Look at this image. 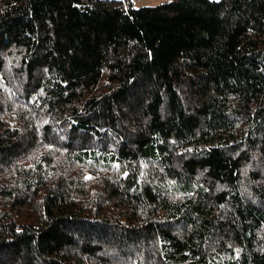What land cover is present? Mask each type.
<instances>
[{
  "label": "trees",
  "instance_id": "16d2710c",
  "mask_svg": "<svg viewBox=\"0 0 264 264\" xmlns=\"http://www.w3.org/2000/svg\"><path fill=\"white\" fill-rule=\"evenodd\" d=\"M0 264H264V0H0Z\"/></svg>",
  "mask_w": 264,
  "mask_h": 264
},
{
  "label": "rangeland",
  "instance_id": "374dc122",
  "mask_svg": "<svg viewBox=\"0 0 264 264\" xmlns=\"http://www.w3.org/2000/svg\"><path fill=\"white\" fill-rule=\"evenodd\" d=\"M131 1L135 7H141V6H154L168 2L170 0H131Z\"/></svg>",
  "mask_w": 264,
  "mask_h": 264
}]
</instances>
